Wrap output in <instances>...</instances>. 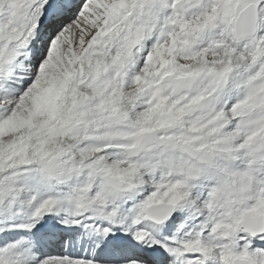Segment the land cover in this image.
Listing matches in <instances>:
<instances>
[{"label":"snow or ice","instance_id":"snow-or-ice-1","mask_svg":"<svg viewBox=\"0 0 264 264\" xmlns=\"http://www.w3.org/2000/svg\"><path fill=\"white\" fill-rule=\"evenodd\" d=\"M0 264H264V0H0Z\"/></svg>","mask_w":264,"mask_h":264}]
</instances>
